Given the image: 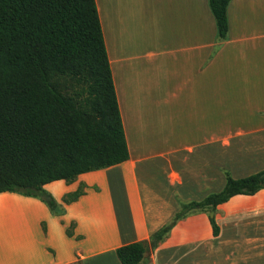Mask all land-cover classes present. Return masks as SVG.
Returning a JSON list of instances; mask_svg holds the SVG:
<instances>
[{
  "label": "crops",
  "instance_id": "crops-1",
  "mask_svg": "<svg viewBox=\"0 0 264 264\" xmlns=\"http://www.w3.org/2000/svg\"><path fill=\"white\" fill-rule=\"evenodd\" d=\"M130 158L0 192V264H122L181 202L264 169V0H231L221 40L209 0H96ZM83 193L69 199L79 189ZM211 213V212H210ZM181 219L145 264H264V189Z\"/></svg>",
  "mask_w": 264,
  "mask_h": 264
},
{
  "label": "trees",
  "instance_id": "trees-1",
  "mask_svg": "<svg viewBox=\"0 0 264 264\" xmlns=\"http://www.w3.org/2000/svg\"><path fill=\"white\" fill-rule=\"evenodd\" d=\"M230 1L209 0L221 40L228 38ZM129 158L96 0H0V192L38 196L54 209L45 184ZM226 177L221 191L181 202L150 242L118 247L121 263L145 264V253L195 211L214 212L218 235L217 207L264 189V169L241 178L226 171Z\"/></svg>",
  "mask_w": 264,
  "mask_h": 264
},
{
  "label": "water",
  "instance_id": "water-1",
  "mask_svg": "<svg viewBox=\"0 0 264 264\" xmlns=\"http://www.w3.org/2000/svg\"><path fill=\"white\" fill-rule=\"evenodd\" d=\"M210 215H214V212H211Z\"/></svg>",
  "mask_w": 264,
  "mask_h": 264
}]
</instances>
